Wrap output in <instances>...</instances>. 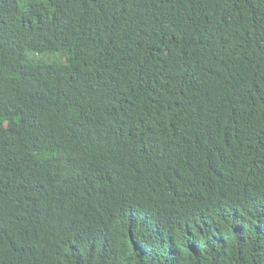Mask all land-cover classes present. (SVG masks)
<instances>
[{"label": "trees", "instance_id": "obj_1", "mask_svg": "<svg viewBox=\"0 0 264 264\" xmlns=\"http://www.w3.org/2000/svg\"><path fill=\"white\" fill-rule=\"evenodd\" d=\"M0 264H264V0H0Z\"/></svg>", "mask_w": 264, "mask_h": 264}]
</instances>
